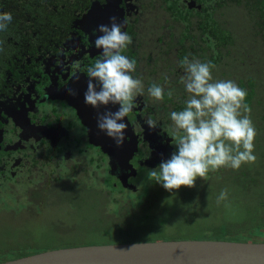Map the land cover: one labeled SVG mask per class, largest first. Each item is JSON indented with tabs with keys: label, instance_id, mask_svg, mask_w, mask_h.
Here are the masks:
<instances>
[{
	"label": "flooded vegetation",
	"instance_id": "obj_1",
	"mask_svg": "<svg viewBox=\"0 0 264 264\" xmlns=\"http://www.w3.org/2000/svg\"><path fill=\"white\" fill-rule=\"evenodd\" d=\"M219 1L221 5L216 0H0V11L13 16L7 30L0 31V186L9 181L22 186L30 202L26 208L39 214L47 203L38 196L51 189H39L44 182L54 186L69 179L70 187L86 192L102 182L105 188L98 187L111 192L108 180L117 177L113 168L125 169L119 179L131 170L104 150L107 145L96 144L105 143L96 134L98 116L119 105L97 109L84 101L86 70L102 52L94 41L102 35L99 26H111L112 17L118 23L127 21L122 30L133 43L123 54L137 61L134 76L144 83V94L136 97V106L123 121L126 130L132 127L138 148L129 160L137 173L128 183L151 168L147 161L162 155L164 147L170 144L174 151L169 114L182 110L188 99L180 83L184 72L179 61L185 56L211 61L214 80H226L229 73L222 67L239 63L229 60L227 55L233 56L234 50L210 30L216 13L224 22V1ZM257 44L253 54L258 56L262 51ZM253 62L250 65H256ZM153 82L164 87L163 101L148 96ZM169 89L174 90L171 98ZM149 117L158 122L155 129L146 124ZM1 254L9 256L2 250L0 258Z\"/></svg>",
	"mask_w": 264,
	"mask_h": 264
},
{
	"label": "clouds",
	"instance_id": "obj_2",
	"mask_svg": "<svg viewBox=\"0 0 264 264\" xmlns=\"http://www.w3.org/2000/svg\"><path fill=\"white\" fill-rule=\"evenodd\" d=\"M12 20L10 12L0 11V31H6ZM111 20V26H99L102 35L96 37L94 44L102 52L86 70L84 101L97 109L119 105L114 112L100 114L97 126L117 144H123L128 127L123 121L136 106V97L144 94V83L134 76L137 61L123 54L133 43L132 36L122 30L127 21L118 23L116 17ZM179 66L184 72L180 83L188 99L182 110L169 114L175 150L148 172L150 179L169 192L181 187L195 188L197 179H205L209 171L222 167L239 170L243 164L255 163L257 159L254 155L257 132L251 119L252 110L245 102L247 90L233 80H214L215 65L211 61L185 56ZM74 67L79 68V64L74 62ZM164 79L167 81L168 77ZM147 93L153 100L163 101L165 89L153 82ZM167 95L171 98L174 90L169 89ZM145 122L152 129L158 124L151 117ZM227 199L228 190L223 189L216 202L220 204Z\"/></svg>",
	"mask_w": 264,
	"mask_h": 264
},
{
	"label": "rangeland",
	"instance_id": "obj_3",
	"mask_svg": "<svg viewBox=\"0 0 264 264\" xmlns=\"http://www.w3.org/2000/svg\"><path fill=\"white\" fill-rule=\"evenodd\" d=\"M257 48L260 51L258 44ZM258 57H260V53H258ZM255 63L258 64L260 61ZM263 64L264 60L260 64L261 66L250 65L249 74H254L264 79ZM260 93L264 100V90L260 91ZM245 102L251 108V119L254 126H257L255 127L257 135L254 140V155L257 159L255 163L243 164L241 169L249 166L254 171L257 169V165L264 167V151L257 143L258 140L262 141L264 137V127L258 126L260 122L257 121V118L260 117L259 113L261 114L262 105L256 104L257 108L252 109L253 105L246 100ZM259 120L262 121V119ZM256 122L257 125L255 124ZM152 161L153 158L149 160V162ZM233 172L226 167L225 175L223 173L224 178H226L228 173ZM141 174L135 179L134 177L132 178L139 192L143 191L146 184ZM218 180L217 176L216 179H213L214 183ZM60 181L54 186H48L44 182L39 187L41 190L51 187L50 191L47 193L42 192L43 194L38 196L42 203H47L46 208L39 214L31 213L26 208L30 202H28V195L22 190V186H16L11 181H9L7 186H0V250L2 252L14 257L25 254L26 252L21 253L22 249L19 248L28 244L39 247L34 249V251L40 252V246H43L44 250H46L81 243H104L110 239H119L116 238L119 225H122V229L124 227L127 231L121 235L125 238L134 237L148 240L224 239V237L219 236L221 235L217 228L219 224L223 221L236 223L243 217V215L242 217L240 215L237 216L241 206L232 197L220 204L216 202L217 196L223 189L232 190V188L228 189V184L217 186L218 190H216L214 196L212 194L209 195L206 190L201 191L205 192L206 196L216 199L211 203H207L199 194H189V191H186L188 194L182 197L173 191H167L157 183L158 185L153 189L152 197L154 199L156 197L158 200L155 199L153 207H150V216L146 218L136 216L132 221H129L128 217L123 215L122 211H119L123 208L120 207L121 205L124 206L130 202L128 201L129 195L125 191L119 189H114L112 192L102 191L98 187L103 186L101 185L102 182H100L97 185L98 189L86 192L81 187H70L68 185L69 179ZM134 185L128 186V188L134 187ZM103 187L105 188V185ZM35 194L36 191H33L34 196ZM131 195L133 196L134 193H131ZM229 209L233 211L231 216H228L226 212ZM15 211H19L20 214ZM129 211L131 210L129 209ZM160 216L165 218L164 222L154 219V217L160 218ZM234 225L232 224V226ZM259 234L262 235H259L260 237L257 236L256 240L246 235L240 236L242 238L240 240L264 241V228ZM208 236H212V238H206Z\"/></svg>",
	"mask_w": 264,
	"mask_h": 264
},
{
	"label": "trees",
	"instance_id": "obj_4",
	"mask_svg": "<svg viewBox=\"0 0 264 264\" xmlns=\"http://www.w3.org/2000/svg\"><path fill=\"white\" fill-rule=\"evenodd\" d=\"M223 1L225 6L224 11L227 13H225L224 17H222L224 19V22L222 21L221 17L218 16L219 14L216 13L214 17L211 16L210 30L213 31V34L220 41H222L225 45L227 44V47H230L232 50H234L233 52H231L233 56L227 55L229 60L236 59V61L239 62L238 65H235V67L232 68H228L229 66H223V72H225L226 74L229 73L228 77L225 76L227 77L226 80H233L234 77L238 78L237 84L241 88L247 90L246 101H248L249 104L253 105L252 109L257 108V106H255L256 104L262 105L261 114L259 113L260 117L257 118V121L260 122L258 126L264 127V100L260 93V91L264 90V79L262 77H257L254 74H249L248 72L244 73L249 69L252 61H260V63H256V66H261L260 64L264 60V0ZM216 3L218 5H221V2L219 0H216ZM257 43L260 47V50L262 51L260 57L253 54L255 53L254 46ZM251 54L252 56H249ZM238 71H241L240 73L243 74L238 76ZM259 119H262V121H260ZM255 124L257 125V122ZM257 143L262 147L261 149H263L264 151V137L262 138V141L258 140ZM172 152L173 147L169 144L167 147H164V153L162 155L159 154V156H153L152 162L147 161L146 164L151 168H147L141 174V176H143L144 180L146 181L142 192L138 191L139 189L136 185H134V183L125 187L122 181L117 178L121 173L125 172V169L120 166L113 168V171L111 173H113V175L117 177L116 179L112 177L109 178V183L107 184V186L109 187V189L111 188V190L119 189L125 191L126 194L129 195L128 201H130L131 203L129 202L124 206L121 205L120 207L123 208L119 210L120 212H123V215L128 217L129 221H132L136 216H139L141 218L150 216V207H153L155 199L158 200V198L155 197L154 199V197H152L153 189L158 184L154 180L149 178L148 172L150 169L158 166L162 159L169 158ZM227 168L234 172L228 173L226 178H224L223 176V173L225 175L226 167H222L217 171H209L205 179L198 178L195 188L181 187V189H179L178 191L174 190L173 192L179 194L182 197L188 194L186 193V191H189V194L196 193L199 194L205 202L211 203L216 199H212L210 196H206L205 192L201 191L206 190L209 195L212 194V196H214L216 194V190H218L217 186H220V184H222L223 186L225 184H228V189L232 188V190L230 189L228 191V198L232 197L233 200L241 206V209L239 210L237 216L240 215V217H242L243 215V217L236 223H232L229 221L221 222L217 227L221 232V235L219 236L224 237V239L229 238L231 240H240L242 239L240 238V236L246 235L247 237L256 240L257 236L262 235L259 233H261L262 228H264V167L262 165H257V169L254 171H252L249 166L245 167L244 169L240 168L239 170H234L230 167ZM216 176L219 180L214 183L213 179H216ZM133 185L135 189L134 187H131L133 189L128 188V186ZM199 188L202 189L199 190ZM131 193H134V195L132 196ZM129 209L131 211H129ZM226 212L228 216H231L233 214L232 209H229ZM154 219L157 221L161 220L162 222H164L165 220L163 216H160V218L154 217ZM232 224L235 225L232 226ZM126 232L127 231L124 229V227L122 229V225H119L117 233L118 235L116 237L119 239H110L104 243L149 241L148 239H136L134 237L125 238L121 236L123 235L122 233ZM206 238H212V236H208ZM77 245H82V243ZM36 248L39 247H34L33 244H28L27 246H23L21 250V253L26 252L25 254H20L14 257L8 256L7 258H3V254H1L0 262L28 254L37 253L39 251H34V249ZM40 249V251H44L43 246H40Z\"/></svg>",
	"mask_w": 264,
	"mask_h": 264
},
{
	"label": "water",
	"instance_id": "obj_5",
	"mask_svg": "<svg viewBox=\"0 0 264 264\" xmlns=\"http://www.w3.org/2000/svg\"><path fill=\"white\" fill-rule=\"evenodd\" d=\"M96 134L105 141L96 144L107 145L104 150L131 169L120 180L124 186L132 185L128 179L137 172L129 160L138 149L132 127L125 131L123 144L104 136L100 129ZM128 135L130 140L126 141ZM0 264H264V241L191 238L82 244L48 249Z\"/></svg>",
	"mask_w": 264,
	"mask_h": 264
}]
</instances>
